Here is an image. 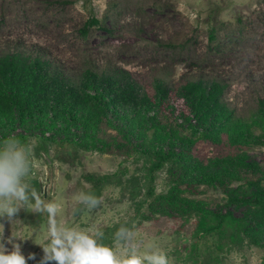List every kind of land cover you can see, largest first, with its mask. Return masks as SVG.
Segmentation results:
<instances>
[{
  "label": "rangeland",
  "instance_id": "rangeland-1",
  "mask_svg": "<svg viewBox=\"0 0 264 264\" xmlns=\"http://www.w3.org/2000/svg\"><path fill=\"white\" fill-rule=\"evenodd\" d=\"M92 19L96 24L89 25ZM9 54L47 61L72 83L86 70L126 71L152 96L154 84L161 82L174 110L171 118L189 115L177 96L182 85L214 81L224 87L222 102L235 119L250 122L264 99V0H0V57ZM252 132L248 146L232 145L223 135L215 144L197 142L193 155L207 164L245 153L264 170V130L253 127ZM49 136L41 137L32 126L27 132L0 128V141L33 142L32 172L26 178L35 192L32 203L56 206L53 212L21 209L14 222L0 219V243L8 252L20 245L27 264H40L43 248L53 246L54 239L70 247L78 234L110 249L121 264L134 257L148 264L146 257L156 252L172 264H264L258 246L244 241L217 249L215 240L196 231L195 217L167 214L172 209L165 205L153 209L166 213L150 208L176 177L181 197L227 212L232 207H225V194L238 182L226 179L228 188L188 186L180 182V169L169 164L150 182V165L109 128L99 136L104 152L76 150ZM102 176L114 178L99 184L92 196ZM131 177L134 186L127 181ZM82 195L98 202L86 203ZM231 211L237 218L244 212L241 207ZM30 254L35 259H27Z\"/></svg>",
  "mask_w": 264,
  "mask_h": 264
},
{
  "label": "trees",
  "instance_id": "trees-1",
  "mask_svg": "<svg viewBox=\"0 0 264 264\" xmlns=\"http://www.w3.org/2000/svg\"><path fill=\"white\" fill-rule=\"evenodd\" d=\"M94 24L92 19L89 25ZM153 89L150 96L126 71L106 75L86 70L77 83H72L47 61L22 54L4 55L0 57V128L21 127L27 132L30 126L36 127L41 137L50 133L49 140L60 137L62 144L91 151L106 149L99 136L109 128L134 154L144 158L145 165H150V182L164 164L180 169V182L188 186L228 188L226 179L238 182L226 192L225 207H241V218L232 215V208L227 212L211 211L202 200L181 197L176 177L170 190L156 197L150 208L152 213H166L165 208L153 209L156 204L165 205L172 209L167 214L195 217L196 231L215 240L217 249L245 241L264 250L261 165L248 161L245 153L207 164L193 155L197 142L215 144L223 135L232 145L248 146L254 139L252 128L264 130V99L259 101L253 120L241 122L222 102V85L214 81L188 82L178 89L177 96L189 115L171 118L174 110L167 89L161 82H156ZM111 178L100 177L90 194L94 196L101 188L99 184ZM133 179L127 181L134 186ZM152 191L149 189L147 197Z\"/></svg>",
  "mask_w": 264,
  "mask_h": 264
},
{
  "label": "clouds",
  "instance_id": "clouds-1",
  "mask_svg": "<svg viewBox=\"0 0 264 264\" xmlns=\"http://www.w3.org/2000/svg\"><path fill=\"white\" fill-rule=\"evenodd\" d=\"M33 142H21L15 138H7L0 141V219L14 222L13 218L21 209L33 212L47 210L53 212L55 205L38 203L33 205L32 199L35 192L31 191L26 182L32 172ZM86 203L96 204L98 201L91 196L82 195ZM2 228V226H0ZM121 231H125L121 229ZM98 236L102 235L97 233ZM13 251L8 252L3 243H0V264H27V260L21 253L20 245H14ZM44 257L40 264H121L114 257L113 252L103 246H98L96 241L87 235L78 234L73 237L70 247L62 248L60 241L54 239L53 246L43 248ZM27 259H35L30 254ZM148 264H172L169 257L156 252L146 257ZM122 264H141L139 258L124 260Z\"/></svg>",
  "mask_w": 264,
  "mask_h": 264
}]
</instances>
